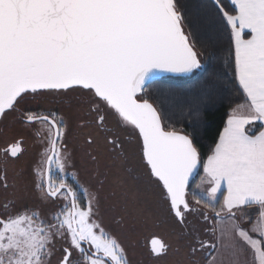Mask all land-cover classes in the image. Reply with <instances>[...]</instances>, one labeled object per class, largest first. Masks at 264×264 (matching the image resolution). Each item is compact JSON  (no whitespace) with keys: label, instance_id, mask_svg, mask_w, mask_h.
<instances>
[{"label":"snow or ice","instance_id":"obj_1","mask_svg":"<svg viewBox=\"0 0 264 264\" xmlns=\"http://www.w3.org/2000/svg\"><path fill=\"white\" fill-rule=\"evenodd\" d=\"M214 3L230 30V63L244 102L230 108L204 159L193 135L147 91L162 73L203 68L181 0H0V121L29 99L58 98L75 107L78 128L95 130L83 142L84 163L95 171V185L85 187L67 171L75 167L65 143L68 118L23 113L24 122L40 126L35 135L44 144L35 188L55 207L44 215L9 212L14 201L0 205V264H129L125 248L95 219L110 175L125 202L159 189L179 237L190 238V255L204 252L206 264H250L242 258L247 246L264 264V0H232L235 14ZM124 134L136 136L144 172L130 166L135 150ZM22 153V140L3 150L5 158ZM201 168L207 190L195 183ZM0 186L8 187L6 173ZM198 224L214 239H201ZM151 245L157 258L172 248L158 236Z\"/></svg>","mask_w":264,"mask_h":264},{"label":"flooded vegetation","instance_id":"obj_2","mask_svg":"<svg viewBox=\"0 0 264 264\" xmlns=\"http://www.w3.org/2000/svg\"><path fill=\"white\" fill-rule=\"evenodd\" d=\"M77 95V93L69 94L70 97ZM19 107L20 111L10 113L5 120L0 121V176L6 173L8 181L7 189L0 186V205L14 201L16 207L9 209V212L36 209L47 215L55 206L51 203H42L39 190L35 188L37 177L34 169L38 167L44 150V144L35 135L40 126L24 122L21 118L23 113L27 111L47 113L51 110L68 118L70 130L65 143L74 155L75 167L70 166L67 171L77 173L85 187L95 185V171L91 163H84L87 146L83 142L86 134L89 131L95 133V130L78 128L79 114L75 107H69L58 98H49L43 103L29 99ZM124 135L135 150L130 166L144 172L138 148L135 147L136 136ZM17 140H22L23 153L18 158L10 156L5 158L3 150ZM105 158L106 154L102 152L100 156L102 164ZM119 175L123 178L124 171L120 170ZM68 183L72 181L69 179ZM112 192H116L117 195H111ZM120 192L121 188L116 182V176L110 175L103 189L100 190V214L95 219L101 221L105 230L125 248L129 264H203L205 260L203 252H198L195 256L190 255V238L179 237L181 229L169 215L166 203L160 199L159 189L153 187L135 203L125 202ZM83 204L84 200L81 199V205ZM5 214V210L0 208V217ZM189 220L195 222V217L189 216ZM156 236L172 246L166 256L157 258L153 255L151 241ZM60 246L61 242L58 241L57 249ZM59 255L60 253L57 252V258Z\"/></svg>","mask_w":264,"mask_h":264},{"label":"trees","instance_id":"obj_3","mask_svg":"<svg viewBox=\"0 0 264 264\" xmlns=\"http://www.w3.org/2000/svg\"><path fill=\"white\" fill-rule=\"evenodd\" d=\"M181 3L187 12L188 27L201 45L205 67L188 78L156 80L147 91L172 114L173 123L193 135L202 158L206 159L225 126L230 108L243 103L244 96L230 63V30L214 0H181ZM220 3L229 14H235L230 0ZM198 226L201 239H214L211 233L203 231V224Z\"/></svg>","mask_w":264,"mask_h":264},{"label":"crops","instance_id":"obj_4","mask_svg":"<svg viewBox=\"0 0 264 264\" xmlns=\"http://www.w3.org/2000/svg\"><path fill=\"white\" fill-rule=\"evenodd\" d=\"M230 1L232 3V0H230ZM204 177H205V173L203 172V169H202V172H201L199 178L197 179L196 184H201V187L203 189L207 190L210 187V185L206 181L204 183H201L202 178H204ZM226 194H227L226 193V190H224L223 195H226ZM223 195H221L220 193H218V196L220 197L221 202H223ZM249 212L251 213V215L253 216V218H255L256 211L254 209H249ZM257 238H258V234H257ZM242 258H244L247 261H249L250 264H256V262H255V253L253 252V250L251 248H248L247 246L245 248L244 253L242 254ZM203 264H206V260H204Z\"/></svg>","mask_w":264,"mask_h":264},{"label":"water","instance_id":"obj_5","mask_svg":"<svg viewBox=\"0 0 264 264\" xmlns=\"http://www.w3.org/2000/svg\"><path fill=\"white\" fill-rule=\"evenodd\" d=\"M203 63V62H202ZM205 67V64L203 63V68ZM202 69H199V70H195L193 73H189V74H176V73H162L161 75H159L156 80H159V79H162V78H166V77H174V78H188V77H191L192 75H194L196 72H200ZM155 80V81H156ZM202 172V168L201 170L199 171V174L196 176L195 178V182L197 181V179L199 178L200 174Z\"/></svg>","mask_w":264,"mask_h":264}]
</instances>
